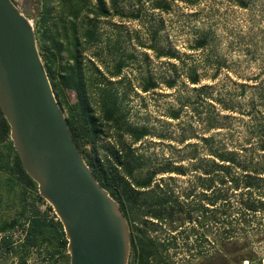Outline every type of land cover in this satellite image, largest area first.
Returning <instances> with one entry per match:
<instances>
[{"label": "trees", "instance_id": "trees-1", "mask_svg": "<svg viewBox=\"0 0 264 264\" xmlns=\"http://www.w3.org/2000/svg\"><path fill=\"white\" fill-rule=\"evenodd\" d=\"M53 1L60 6L56 8ZM155 5L164 11L168 9L165 2L158 1ZM121 13L117 0H95L94 4L90 0H41L38 27L34 26V31L38 51L52 89L66 114L71 136L100 185L118 202L126 218L130 198H178L170 183L155 180L161 174H184L185 169L169 159L160 165H152L149 159L134 150V144L151 134L150 129L146 124L127 122L118 97L111 91L100 92L96 114L84 71L82 39L90 42L97 39L96 23L93 18H88L89 14L99 19ZM82 14L87 19L86 25L79 21ZM205 45L206 37L203 36L196 40L193 48L201 49ZM149 48L155 49V46L152 44ZM156 55L174 58V53L169 50H159ZM123 65V61H117L112 75H119ZM187 77L193 85L200 81L195 71ZM166 84L173 87L174 81ZM156 86L157 83L148 78L140 89L148 92ZM68 91L74 92L73 102L67 99ZM179 114V110L168 113L172 119H178ZM212 119L209 118L207 129L216 127ZM259 128L260 135L248 137L234 148L213 134L195 136L212 159L204 163L203 174L199 170L201 162L199 167L192 166L195 171L199 170V175L183 195L185 198H209L214 205L212 216L196 218L201 228L214 229L215 251L209 264H242L245 260L249 264H260L264 256V123L259 124ZM111 129L116 134L113 140L110 139ZM125 135L129 142L125 141ZM188 139L189 136L182 135L177 142L184 144ZM236 147L244 154L239 155ZM196 153L195 149L191 150L189 158H195ZM197 207L202 209L205 206L198 204ZM231 210L239 212V216L231 217ZM206 230L198 232L199 242L206 237ZM15 231L18 232L16 237ZM0 254L15 259L16 264H27L33 254L41 260L40 264H69L63 226L23 168L1 110ZM140 257L142 259L141 254Z\"/></svg>", "mask_w": 264, "mask_h": 264}, {"label": "rangeland", "instance_id": "rangeland-1", "mask_svg": "<svg viewBox=\"0 0 264 264\" xmlns=\"http://www.w3.org/2000/svg\"><path fill=\"white\" fill-rule=\"evenodd\" d=\"M158 1L165 2L168 9L157 8ZM14 2L33 26L38 27L41 0ZM90 2L94 4L95 0ZM117 2L120 15L99 19L88 15L96 23L97 34L95 41L82 39L89 94L96 105V114L100 92L106 89L118 97L127 122L149 127L151 134L134 144V150L152 165H160L167 159L180 164L185 169L184 174H161L156 176L155 182L170 183L174 194L185 198L184 191L194 184L199 170L203 174L204 163L212 159L196 135L213 134L234 148L246 138L261 134L259 124L264 123V0ZM53 5L60 6L56 1ZM79 21L87 24L83 14ZM203 36L206 37L205 47L193 48L196 40ZM152 44L155 49L149 48ZM159 50L173 52L174 58L157 56ZM117 61H123L124 65L120 74L113 76ZM193 71L199 76L197 85L187 79ZM148 78L157 86L143 92L140 86ZM167 81H174L173 87H168ZM66 95L69 102L75 100L73 91ZM173 110H179L178 119L169 117L168 113ZM209 118L216 124L214 129H207ZM182 135L190 137L184 144L177 142ZM110 136L111 140L116 137L113 129ZM124 139L130 140L127 135ZM186 144L196 146L187 147ZM193 149L197 155L190 159L189 152ZM236 152L244 154L239 147ZM194 165L200 169L195 171ZM191 203L185 204L189 207ZM204 208L207 211V207ZM231 211L229 215L233 218L240 214ZM186 226L193 227L191 221ZM205 230L198 225V232ZM188 235L192 237L190 230ZM16 236L17 231L14 232ZM208 244L207 236L199 242L204 254L210 248ZM263 260L264 256L261 263ZM40 261L33 254L27 264H40ZM0 264L16 263L15 259L0 254Z\"/></svg>", "mask_w": 264, "mask_h": 264}, {"label": "water", "instance_id": "water-1", "mask_svg": "<svg viewBox=\"0 0 264 264\" xmlns=\"http://www.w3.org/2000/svg\"><path fill=\"white\" fill-rule=\"evenodd\" d=\"M0 110L23 168L63 226L69 264H127L126 218L74 142L34 26L14 0H0Z\"/></svg>", "mask_w": 264, "mask_h": 264}, {"label": "flooded vegetation", "instance_id": "flooded-vegetation-1", "mask_svg": "<svg viewBox=\"0 0 264 264\" xmlns=\"http://www.w3.org/2000/svg\"><path fill=\"white\" fill-rule=\"evenodd\" d=\"M189 201L192 203L188 207L185 203ZM198 204L207 207V211L198 209ZM213 209L209 198H130L125 211L130 233L128 264L211 263L214 256L213 228L207 230L210 248L204 254L197 240L196 218L212 216ZM189 221L193 226L190 229L186 226ZM189 230L192 237L188 235Z\"/></svg>", "mask_w": 264, "mask_h": 264}, {"label": "built area", "instance_id": "built-area-1", "mask_svg": "<svg viewBox=\"0 0 264 264\" xmlns=\"http://www.w3.org/2000/svg\"><path fill=\"white\" fill-rule=\"evenodd\" d=\"M212 244V246H213V252L215 251V248H214V244H213V242L211 243ZM129 257V256H128ZM127 264H128V262H127ZM242 264H249V262L247 261V260H245V261H243V263ZM261 264H263V263H261Z\"/></svg>", "mask_w": 264, "mask_h": 264}, {"label": "bare ground", "instance_id": "bare-ground-1", "mask_svg": "<svg viewBox=\"0 0 264 264\" xmlns=\"http://www.w3.org/2000/svg\"><path fill=\"white\" fill-rule=\"evenodd\" d=\"M264 264V263H263Z\"/></svg>", "mask_w": 264, "mask_h": 264}]
</instances>
